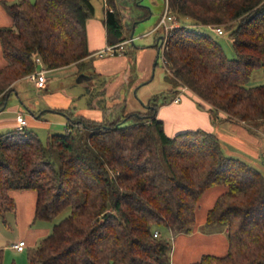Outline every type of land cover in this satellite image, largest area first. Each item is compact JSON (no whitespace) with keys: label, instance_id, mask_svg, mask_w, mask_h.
I'll list each match as a JSON object with an SVG mask.
<instances>
[{"label":"trees","instance_id":"obj_1","mask_svg":"<svg viewBox=\"0 0 264 264\" xmlns=\"http://www.w3.org/2000/svg\"><path fill=\"white\" fill-rule=\"evenodd\" d=\"M124 1L105 0L107 45L123 44L131 31ZM166 2L175 19L161 57L172 88L187 86L207 104L213 122L224 118L256 129L264 122V0ZM3 3L11 24L0 26V108L16 80L69 64L80 70L93 53L85 29L91 0ZM208 24L227 32L234 56L197 27ZM257 68L263 82L251 85ZM154 100L145 112L124 115L128 122L60 109L65 130L45 143L26 125L0 133V212L16 208L10 191L22 189L35 191L33 219L51 220L69 208L28 247L27 264H168L171 242L159 230L191 233L197 201L214 185L223 190L203 228L226 227L227 250L188 264H264V174L225 155L216 135L202 128L166 135Z\"/></svg>","mask_w":264,"mask_h":264},{"label":"rangeland","instance_id":"obj_2","mask_svg":"<svg viewBox=\"0 0 264 264\" xmlns=\"http://www.w3.org/2000/svg\"><path fill=\"white\" fill-rule=\"evenodd\" d=\"M13 1L16 0H5L7 3ZM3 2L4 0H0V20H3L6 15L11 17ZM91 2L94 11L89 18L98 19L101 28L100 33H95L94 39L97 40L99 37L104 41L101 22L103 0H91ZM164 6L165 0L134 2L125 0L123 4L125 12L122 13L123 17H126L125 20L130 22L132 40L129 39L130 32L126 31L128 38L120 48H117L116 54H111L106 50L105 45L96 49L92 56L86 59L84 67L80 70L76 65L45 69V87L38 88L33 80L20 78L7 96L2 116L15 117L17 113H20L27 120L26 127L35 131L45 143L49 134L62 133L65 130L66 116L60 109H68L73 114H79L85 118H118L120 121L125 119V122H128L129 119H126L124 115L128 112H145L149 109L148 107L152 106L149 100L153 96L158 105L162 104L164 99L168 101V96L174 89L172 88L173 83L169 79L170 74L163 64L161 49L156 42V38L164 30L161 29L162 27L160 31L158 28L153 29L164 11ZM173 19H175L174 16ZM198 29L216 38L228 57L234 56L231 39L227 32L216 34L206 26H199ZM3 61L0 52V65ZM250 82H255L254 84L263 82L261 68L253 70ZM175 89L176 93L180 88L178 86ZM182 95L191 97L195 94L188 88ZM222 120L227 121L224 118ZM233 122L242 125L247 133L254 135L255 141L244 138L242 140L235 128L224 123L223 127L229 130L222 128L223 133L219 132L216 135L222 152L251 164L264 174V122L256 124L257 128L253 130L240 124L241 122ZM218 123L222 126V122ZM13 124L1 127L0 133L17 126L14 127ZM52 156L55 159L54 153ZM24 190L33 192L31 204L29 199H25L24 204L34 209L35 191L33 189ZM210 202L211 199L204 200V198L199 201L196 217H199V211ZM68 212L67 207L51 220L33 219L32 214L28 221L23 219L26 213L23 217L16 208L7 210L3 214L0 212V247L3 249V262L5 264L11 262L27 264L28 247L32 244L36 245L40 238L50 232L52 225L66 216ZM39 226L47 228V232L42 235L37 234L35 238L32 234L29 236L30 231H34ZM20 238L26 240V244L23 250L18 251L10 245Z\"/></svg>","mask_w":264,"mask_h":264},{"label":"crops","instance_id":"obj_3","mask_svg":"<svg viewBox=\"0 0 264 264\" xmlns=\"http://www.w3.org/2000/svg\"><path fill=\"white\" fill-rule=\"evenodd\" d=\"M105 8L106 6L103 1V17H104ZM103 17L101 22L103 25L102 30H103L104 41L99 37L97 38V40L94 39L95 33L101 32V28L99 25L100 23H98L99 20L95 18H87L85 22L87 45L89 50L93 52L96 49H100L105 45L106 47L108 46L105 41V27L103 24ZM2 18H4V16ZM187 23H189V21H187ZM3 24L4 25L11 24V17L9 15H6V17L3 20H0V26H4ZM199 26L207 27V25H199ZM91 56L92 54L89 57ZM3 63L4 61L2 62V64ZM69 65L72 66L75 64H69ZM69 65H65V66H69ZM65 66H61V67H65ZM24 78L29 79L27 76ZM17 81L18 80H16L13 83L14 86ZM254 83L255 82H250L249 84L255 85ZM175 91L176 89L173 90L172 93L168 96L169 97L168 101L165 100L162 104L158 105L156 109V117L162 120L163 130L166 135L172 136L176 132L186 129H196V128H202L206 131L214 133L215 135H218L217 133L219 132L223 133L222 128L229 130L227 127H223V124L225 123L226 125L235 128L236 132L238 133V135H240L242 140L244 138L251 141L252 140L255 141L256 137L250 133H247L246 129L242 125H239L238 123H234L233 121L230 122L228 120L224 121L222 119L213 122L211 115L207 110V104H205V102H203L200 98H198L195 95L191 97L188 95H181L180 99L177 102L171 101V98L173 97ZM197 101L199 102L201 101L204 104L203 107H200L197 104ZM3 109H5V104ZM3 109H0V128L4 126L7 127V125H11L12 123H14L13 125L15 127V125H17V121H16L17 115L15 117H7V116L3 117L2 116ZM219 116L222 118L224 114L222 112H219ZM218 122H222V126H220V123ZM26 125H27V120H26ZM222 190L223 187L221 185H214L203 191V193L201 194V196L197 201V205L195 208V226L191 233L173 232L169 228H161L159 230L166 237H168L171 242L168 264H188L190 262L198 260L201 254L203 253H213L220 255L226 252L228 246L226 227H214L210 229L203 228V222L206 211L213 204L216 196ZM10 194L16 201L17 212L23 217L26 213L23 219H27L28 221L31 215L33 214L34 209L33 207H26V204H24L25 202L24 200L29 199L31 204V201L34 196L33 192L29 190H11ZM202 198H204V200L211 199V202L210 204H207L205 208H202L199 211L200 212L199 217H196L197 206H199V201L202 200ZM46 232H47V228L39 226L38 228L34 229V231H30L29 236L32 234V236H34L35 238L37 234L42 235L45 234ZM24 241L26 244V240ZM31 241L33 242L34 240Z\"/></svg>","mask_w":264,"mask_h":264},{"label":"built area","instance_id":"obj_4","mask_svg":"<svg viewBox=\"0 0 264 264\" xmlns=\"http://www.w3.org/2000/svg\"><path fill=\"white\" fill-rule=\"evenodd\" d=\"M104 4H105V0ZM173 15H171L167 9V2L165 0V6H164V11L158 21V23L155 25V27L153 29H157V28H161L162 30H164V32L161 33V35H159V38L157 39V44H159V49H163L164 46V41H165V37L166 34L168 32V30L173 26ZM207 27L214 33L216 34H222L223 33V28L220 25H207ZM122 45V43L119 44H115V45H108L106 50L110 51L111 54H116L117 52V48H120ZM37 62H39V58H36ZM29 79L33 80L35 85L38 88L44 87L45 86V81H46V76H45V70L44 69H38L37 71L30 73L28 75H26ZM180 89L177 90V92L173 95V97L171 98V101L173 102H177L180 99V96L182 95V93H184L185 91H187V86L185 85H181L179 86ZM16 121H17V128L21 129L24 125H26V120L25 118L18 113L16 116ZM154 235L158 234V231L155 230L153 232ZM12 248L20 251L24 249L25 246V241L23 239H19L15 242H12L10 245Z\"/></svg>","mask_w":264,"mask_h":264},{"label":"water","instance_id":"obj_5","mask_svg":"<svg viewBox=\"0 0 264 264\" xmlns=\"http://www.w3.org/2000/svg\"><path fill=\"white\" fill-rule=\"evenodd\" d=\"M159 37L156 38V41ZM129 39L132 40V31H130V36H129ZM4 105L0 108V109H3Z\"/></svg>","mask_w":264,"mask_h":264}]
</instances>
